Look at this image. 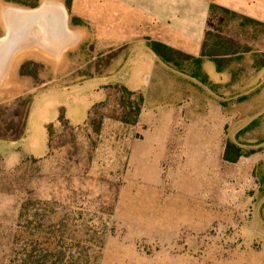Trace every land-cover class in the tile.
Listing matches in <instances>:
<instances>
[{"label":"rangeland","instance_id":"374dc122","mask_svg":"<svg viewBox=\"0 0 264 264\" xmlns=\"http://www.w3.org/2000/svg\"><path fill=\"white\" fill-rule=\"evenodd\" d=\"M221 1L264 19V0ZM208 29L247 50L226 82L92 38L0 83V264H264V26L214 11ZM116 85L143 93L136 125Z\"/></svg>","mask_w":264,"mask_h":264},{"label":"crops","instance_id":"0c3cea01","mask_svg":"<svg viewBox=\"0 0 264 264\" xmlns=\"http://www.w3.org/2000/svg\"><path fill=\"white\" fill-rule=\"evenodd\" d=\"M212 3L264 22L221 0H73L71 12L65 0H41L40 6L33 9L1 0L0 83L23 62L32 61L35 53L60 59L92 38L90 42L94 41V47H101L102 51L129 47L142 39L159 41L200 57ZM72 16L79 17L82 23L74 24ZM146 51L167 68L183 73L171 65L168 67L147 43L134 47L127 57ZM145 60L139 54L137 62ZM219 77L215 83L230 79L225 67Z\"/></svg>","mask_w":264,"mask_h":264},{"label":"trees","instance_id":"16d2710c","mask_svg":"<svg viewBox=\"0 0 264 264\" xmlns=\"http://www.w3.org/2000/svg\"><path fill=\"white\" fill-rule=\"evenodd\" d=\"M11 2L15 5L25 7V8H37L41 4V0H6ZM67 8L71 12L73 0H65ZM214 11H220L230 16L239 17L244 19L247 22H252L257 25L264 26V22L255 20L253 18L247 17L245 15L239 14L233 10H230L227 7L221 6L216 3L211 4V14ZM72 22L74 24H81L82 20L79 17L72 16ZM2 27L0 26V36L2 35ZM147 43L150 48L163 60L166 64L171 65L177 68L179 71L184 72L185 69L183 65L186 63H193L194 65H200L205 59L214 60L218 64V70L222 71L224 67H226V62L229 61L230 57L245 52L247 50H242V44L234 43L233 41L229 40L223 34L219 32H213L210 29H207L206 37L202 47V53L200 57H196L194 55L188 54L181 50L175 49L165 43L149 40ZM32 61H27L21 67L20 73L21 75H29L33 78H37L34 72L28 70V67L32 64ZM184 63V64H183ZM257 66L262 67L264 66V60H261V63H258ZM192 77L199 78L200 74L198 71L191 72ZM202 82L206 81L204 79H200ZM115 89L120 93V101L119 107L121 112L119 115L113 116L114 118L120 120L123 123L136 125L139 122V118L141 115V111L144 104V95L140 91H133L128 89L125 85H116ZM106 105V102H101L92 107L90 113L98 114V108L103 107ZM64 109L61 110L60 114V121L66 125L68 121L65 119L64 116ZM103 120V116H100L99 120H94L92 123L95 122L98 124L96 129L97 131L100 130L101 122ZM53 127V125H51ZM51 132V129H49ZM49 132V142L51 141V133ZM243 152L241 147L233 141H227L225 150H224V159L229 162H237L243 156Z\"/></svg>","mask_w":264,"mask_h":264}]
</instances>
